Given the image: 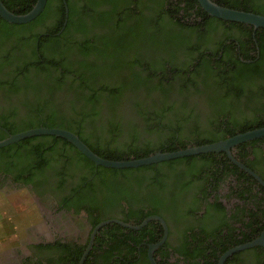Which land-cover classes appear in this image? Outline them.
<instances>
[{"label": "flooded vegetation", "instance_id": "obj_1", "mask_svg": "<svg viewBox=\"0 0 264 264\" xmlns=\"http://www.w3.org/2000/svg\"><path fill=\"white\" fill-rule=\"evenodd\" d=\"M139 1L148 3L147 0ZM68 2L74 7L81 6V0ZM176 5L180 19L192 21L191 29L179 35L197 47L192 53L194 60L192 57L184 59L178 52L171 62L173 64L165 62L155 68L157 75L161 73L159 69H164L167 73L170 71L169 76L174 72L170 65L180 68L181 73L186 74L188 87L179 92L178 80L169 82L171 77L162 83L166 88L164 92L153 89L151 84L141 83L137 88L123 90L120 100L113 106L106 103V92L99 91V100L94 104L96 113L84 118L83 122L82 141L91 146L92 152L101 155L122 152L121 146L129 142V134L135 136L132 144L138 148L153 140L165 139H185L188 146L195 143L189 138L190 129L204 133L216 128H232V125L251 120L253 116H257L255 122L264 121V74L246 77L234 71V68L250 63L252 68L264 70V59L261 58L263 62L259 65L255 61L259 46L248 41L240 28L210 29L204 18L195 14L197 5L193 4L188 16L182 10L183 2ZM107 7L105 10L109 9ZM116 11L122 14L124 9L119 7ZM144 12L147 14V10ZM121 19H126V13ZM115 20L111 16L106 25L92 26L87 18L89 26H85V34L76 33V37H87L88 41L99 45L109 65L96 76L95 86L109 85L110 88L121 83L129 84L131 74L143 71L148 56L155 54L147 53L136 39L131 40L134 35L127 28L131 25L129 21L115 25ZM254 30L252 28L251 35ZM137 41L141 42L140 38ZM200 50L206 55L195 60ZM14 52L12 54L17 56L18 53ZM134 55L142 62V67L129 64L128 61L135 60ZM253 56L255 58H249ZM123 59L132 67H112L115 60L120 62ZM68 62H72V57H68ZM12 63L18 62L13 59ZM185 64L189 70L196 67L197 72L188 75ZM205 65H211L217 72L214 74L220 78L214 74L206 77ZM96 68L99 70L98 65ZM8 69L9 65L2 70ZM37 85V99L50 97L46 91L47 82H37ZM24 96L33 101L31 92ZM53 97L57 104L71 99L69 106L73 102L74 112L82 109V101L76 100L71 92L59 90ZM21 98V94L8 97L0 91V139L16 133L12 131L22 127L23 123L34 120L33 114L20 103ZM133 102L141 103L145 109L168 107L159 123L160 131L145 133L147 124L142 117L129 119L131 111L137 110ZM65 109L57 108L58 112ZM214 118L221 120L212 126L210 122ZM37 123L41 125V121ZM162 124L170 125L174 132ZM177 127L182 133L174 130ZM236 129L231 133L236 134ZM227 135L228 131L222 136ZM10 144L0 151V264H72L76 258L78 264L85 250L82 264H150L148 250L153 244H157L151 250L156 264H204L208 255L216 264L225 250L256 239L264 230V185L227 156L230 164L244 172L243 175L229 164L228 171H219V177L212 173L208 176L184 175L182 165L176 164L169 169L160 161L154 168L140 170L136 179L134 177L129 182L112 180L108 173H97L96 168L93 174L83 162L74 160L58 159L51 165L40 164L34 168L32 155H27L20 144ZM64 147L71 151L70 146ZM161 149L158 146L153 152ZM230 153L264 182V137L238 143ZM144 213L148 214L138 220ZM149 215H157L163 220L165 233L155 219L147 220L137 229L114 221L94 229L99 222L109 219L137 225ZM222 264H264V247L254 245L235 251Z\"/></svg>", "mask_w": 264, "mask_h": 264}, {"label": "trees", "instance_id": "obj_2", "mask_svg": "<svg viewBox=\"0 0 264 264\" xmlns=\"http://www.w3.org/2000/svg\"><path fill=\"white\" fill-rule=\"evenodd\" d=\"M64 1L65 6L62 0H45L40 13L26 23H8L0 17V91L3 96L8 94V97L12 94H21L22 98L20 103L27 108V111L33 114L34 119L29 120L27 123H23L22 127L12 132H19L38 126L49 128L56 127L73 132L82 141L84 118L90 117L96 113L94 111V104L99 100L97 95L99 91L106 92V103L109 106H113L115 102L120 100L123 90H130L131 87L137 88L141 83L151 84L153 89H159V91L164 92L166 88L162 83L165 82L168 77H171L170 80H168L169 82L178 80L177 89L179 92L185 90L188 87L187 81H185L186 74L181 73L180 68L170 65L171 70H174L171 76H169L170 71L167 73V70L164 69V71L159 69L161 73L157 75V70L155 68L158 65L163 66L165 62L169 64L174 61L176 53L178 52L180 56L185 57L184 59L192 57L194 60L192 53L197 47L188 44L183 35H179L181 32H188L191 29L190 25L192 23L189 19L182 21L178 16L177 11L179 7L176 3L179 2L184 3L182 10L187 16L193 4L194 6L197 5V9L195 8L194 10L195 14L199 13L198 16L200 19L204 18V22L210 29L229 30L234 27L240 28L242 33L248 37V41H253V43L259 46V55L255 60L256 63L259 65L263 62L262 59H264V42H261L264 39V28H255L253 35H251V25L209 16L200 8L197 0H147L148 3L142 2L143 4L139 0H81L80 7L71 6L68 0ZM212 1L221 6L264 15V0ZM1 2L8 10L14 13H24L31 8L35 0H1ZM131 3L136 4V6H130ZM101 6L103 7L101 10H96V8L99 9ZM106 7L109 9L105 10ZM119 7L124 9L122 14L126 13V19H121L122 14L116 11ZM144 10H147V14H145L146 12H144ZM111 16L116 18L115 25L129 21L131 25L127 28L131 30L134 35L131 40L134 41L136 39V42L141 43L143 45L142 48L146 49L147 53L150 51L155 54L152 57L148 56L149 59L146 60L147 62L144 65L143 71H141L143 74L140 71H136L131 74L132 79L129 84L121 83L118 87L109 88V85L100 87L95 86L93 83L96 76L100 75L103 70L109 67V65L106 64V57H103L104 52L99 45L88 41L87 37H76V33L80 35L85 34V26H89L87 18L90 19L92 26L93 24L106 25V23H109ZM36 27L40 28V30H34ZM117 30L118 28L114 31ZM138 38H140L141 42L137 41ZM14 51L18 53L17 56L12 54L15 53ZM158 52H161V54L157 55ZM19 54L22 55L21 58ZM205 55L204 51L200 50L195 60ZM134 56L135 60L133 62L128 61L129 64L136 63L137 66H140L142 62L136 55ZM68 57H72V62H68ZM89 58L91 59L90 62L87 61ZM249 58L252 59L255 57ZM13 59L18 63H12ZM235 60H238V58ZM99 62L102 64L99 65ZM235 63H237V61ZM8 65L9 69L3 71L2 69ZM97 65L99 66V70L96 68ZM245 65V67H243L244 65L242 64L240 65L241 67L234 68V71L242 73L246 77H252L257 73L264 74V70H261L260 67H257L258 69L252 68L253 66H251V63ZM124 66L128 68L132 67L128 66V63L124 59L120 62L115 60V63L112 65L114 68H122ZM140 67H142V65ZM186 67V70H189L188 65H186ZM205 69L206 77L217 73L212 70L211 65H205ZM195 72H197L196 67L189 70L188 75ZM222 72L223 74L225 73V71ZM213 76L220 78L218 74H214ZM155 78L156 81L153 82ZM37 82H47L46 91L50 97L43 100L37 99ZM217 82L219 83V81ZM206 87L210 88L211 86ZM148 88L150 87L148 86ZM59 90H63L65 93L71 92L76 100L82 101L83 106L81 111L77 110L74 112L72 110L74 109L73 102L69 106L71 99H67L65 102L62 101L59 104L54 103L53 95H56V92ZM27 92H31L34 95L33 101H29L26 96H24L28 94ZM133 104L136 105L135 108L137 110H130L132 112V117L129 119H134L135 116L142 117L143 121L147 124L146 129H144L145 133L160 131L159 123L163 120V112L168 107L156 108L153 105L154 108L145 109L141 103L137 104L133 102ZM58 107L66 109L64 112H58ZM67 111L71 113H67ZM214 119L215 120L210 122L212 126L219 124L221 120ZM256 119L257 116H253L251 120L232 125V128H216L213 131L207 130L204 133H196L195 129H190L188 131L189 138H192L194 140L193 142H195L192 145L214 142L217 139L220 140L233 135L235 132H231L236 128V132L239 133L254 127L264 126L263 120V122H255ZM38 121H41V125L37 123ZM164 126L168 128L169 131H172L171 133L174 132L172 128H170V125L165 124ZM174 130L179 134L182 133V129L178 127ZM227 131L229 135L223 137L222 135ZM92 132L93 131L90 132V135ZM170 137H173V134H170ZM204 137L208 138V140L202 141ZM134 138L135 136L133 134H129V142L123 143L121 146V148H123L122 152L120 151L107 155L93 152L102 158L125 160L146 156L153 153L154 149L158 146L162 147L161 151H171L187 146L185 139L180 141L165 139L164 141L153 140L152 143L138 148L132 144ZM59 142L62 143L59 145ZM16 143L24 147L27 155H32L35 160L34 168H38L40 164L51 165L58 159H65L67 161L74 160L77 163L83 162L84 166L92 170L93 174L94 168H96L97 173H101V171L103 174L108 173V177L115 181L122 179L131 182L130 180H133L134 177L136 179V174H138L140 170L151 169L159 164L153 163L134 168H111L100 165L95 167L92 161L78 150H75L72 144L64 138L54 135H33L20 139L15 142V144ZM9 145L11 146V144H7L0 147V151ZM65 145L70 146V152L64 147ZM86 146L89 149L91 148L90 145ZM16 154H18V152ZM160 163H166L169 169H173L176 164H180L183 167L184 175L199 174L201 176H208L212 173V175H218L219 177V171L221 169L228 171V164L231 165L234 171L239 170L235 165L230 164L223 152L219 154L208 152L183 156ZM240 173L242 175L244 174L242 171ZM218 207H220V205H218ZM146 214L148 213L139 215L138 220L145 217ZM217 231L221 232V230ZM112 248H114V245ZM77 259L78 258H76L72 264H76ZM147 263L148 262H145V264ZM204 264H214V262L210 261L209 255Z\"/></svg>", "mask_w": 264, "mask_h": 264}, {"label": "water", "instance_id": "obj_3", "mask_svg": "<svg viewBox=\"0 0 264 264\" xmlns=\"http://www.w3.org/2000/svg\"><path fill=\"white\" fill-rule=\"evenodd\" d=\"M62 1L65 6V1L64 0ZM44 3H45V0H35L31 8L27 10L26 12L14 13L8 10L0 0V17L8 23H16V24L26 23L32 20L34 17H36L40 13V11L42 10L44 6ZM197 3L200 6V8L204 12H206L209 16L222 19V20H228V21L248 24V25H251L253 29L256 27L264 28V15L221 6L212 0H197ZM65 11H66V7H65ZM33 135H54V136L62 137L66 141H68L70 144H72L86 158L92 161L94 166L100 165V166L111 167V168H134V167H138L142 165L153 164V163H157L160 161H166V160L175 159V158H179L183 156L196 155V154L208 153V152H213V153L224 152L231 162H233L239 168L249 173L251 176H253L256 180H258L261 184L264 185V182H262L255 173H253L250 169L245 167L239 161L235 160L230 153V149L238 143L251 140V139H255L258 137H264V126L254 127L252 129L239 132L231 136H228L224 139L210 142V143H204V144H198V145H188L184 148H179V149L171 150V151H159L158 150L146 156H142L138 158H129L125 160H113V159L102 158L98 156L97 154L93 153L78 138L76 134L66 129L56 128V127L49 128V127L38 126V127L22 130V131L13 133V134H9L6 137L0 139V147L13 143V142H17L20 139L33 136ZM149 219L158 220L163 226L164 233L166 232V228H165V224L163 220L157 215H149L137 225H130L128 223H123L115 219H109V220L99 222L95 226L94 229L110 221L117 222L129 228L137 229L143 224H145L146 221ZM92 235L93 234H91V238H92ZM161 241L162 239L159 241V243ZM156 245L157 244H153L149 246L148 259H149L150 264H156L151 257V250ZM254 245H261L264 247V230L262 231L260 236L257 237L256 239H253L251 241H248L242 244L235 245L225 250L218 257L216 264H222L223 260L231 253L247 248V247L254 246ZM85 253H86V250L85 252H83L82 256L80 257L78 264H82Z\"/></svg>", "mask_w": 264, "mask_h": 264}, {"label": "rangeland", "instance_id": "obj_4", "mask_svg": "<svg viewBox=\"0 0 264 264\" xmlns=\"http://www.w3.org/2000/svg\"><path fill=\"white\" fill-rule=\"evenodd\" d=\"M2 214V210L0 209V215ZM1 217V216H0Z\"/></svg>", "mask_w": 264, "mask_h": 264}]
</instances>
